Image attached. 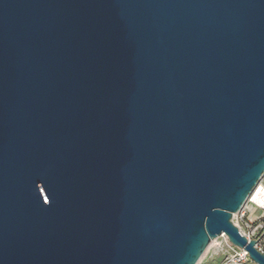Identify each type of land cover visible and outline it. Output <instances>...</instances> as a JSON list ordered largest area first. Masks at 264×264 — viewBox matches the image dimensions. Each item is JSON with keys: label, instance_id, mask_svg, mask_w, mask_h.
I'll use <instances>...</instances> for the list:
<instances>
[{"label": "water", "instance_id": "95a60500", "mask_svg": "<svg viewBox=\"0 0 264 264\" xmlns=\"http://www.w3.org/2000/svg\"><path fill=\"white\" fill-rule=\"evenodd\" d=\"M264 174V0H0V264H196Z\"/></svg>", "mask_w": 264, "mask_h": 264}, {"label": "built area", "instance_id": "2783aa9c", "mask_svg": "<svg viewBox=\"0 0 264 264\" xmlns=\"http://www.w3.org/2000/svg\"><path fill=\"white\" fill-rule=\"evenodd\" d=\"M259 184V202L254 195L248 196L242 209L234 213L232 220L248 240H256L255 246L264 253V174ZM220 258V259H218ZM252 261L249 252L233 244L225 233L215 238L204 257L196 264H247Z\"/></svg>", "mask_w": 264, "mask_h": 264}, {"label": "bare ground", "instance_id": "6f19581e", "mask_svg": "<svg viewBox=\"0 0 264 264\" xmlns=\"http://www.w3.org/2000/svg\"><path fill=\"white\" fill-rule=\"evenodd\" d=\"M259 184H257L256 185V187L254 188V190L252 191V194L251 195H254V197L256 198V201H258L259 202V199H257L258 198V194H259ZM214 241H215V239H213L212 241H211V243L209 244V246H208V248H210V246L214 243ZM207 248V249H208ZM207 249H206V251H207ZM206 251L204 252V254L202 255V257H204V255H205V253H206ZM201 257V258H202Z\"/></svg>", "mask_w": 264, "mask_h": 264}, {"label": "rangeland", "instance_id": "374dc122", "mask_svg": "<svg viewBox=\"0 0 264 264\" xmlns=\"http://www.w3.org/2000/svg\"><path fill=\"white\" fill-rule=\"evenodd\" d=\"M218 259H220V258H218ZM247 264H256V263L253 262V261H250V262H248Z\"/></svg>", "mask_w": 264, "mask_h": 264}]
</instances>
